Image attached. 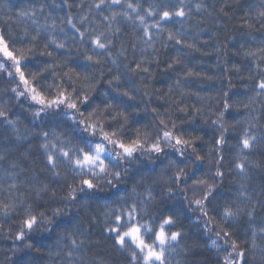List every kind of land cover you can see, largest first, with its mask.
<instances>
[{
    "label": "snow or ice",
    "instance_id": "6c2138e0",
    "mask_svg": "<svg viewBox=\"0 0 264 264\" xmlns=\"http://www.w3.org/2000/svg\"><path fill=\"white\" fill-rule=\"evenodd\" d=\"M29 2V7L16 12L13 21L23 25L21 47L14 46L15 34L0 30V73L19 80L9 99L14 97L17 106L31 117L29 127L21 132L19 118L13 119L0 106V123L12 132V137L0 143V231L9 219L19 218L12 255L6 258L10 264H39L37 257L28 256L33 250L46 254L47 264H97L86 258L85 249L99 246L100 238L111 241L126 264H172L171 254L185 237L177 227L178 210L175 206L160 208L153 214L152 209L180 197L182 206L199 213L196 223L203 222V232L215 233V238L208 237V248L218 255L225 253L218 264H250L248 255L254 257L257 250L264 264V175H252L253 170L264 169V159H250L254 154L264 157V131L259 125L264 118V32L258 43H238L233 38L223 48L212 49L218 60L229 48L233 55L243 57L248 62L245 75H240L241 65H229L226 59L224 70L234 71L250 83L244 85L243 92H234L228 77L223 103L210 124L217 134L210 153L215 156V167L197 176L206 159L197 149L196 142L202 137L178 130L176 120L183 123L188 117L185 96L207 100L209 110L210 102L220 96L205 98L185 90L188 78L212 81L216 77L188 67L182 49L209 55L198 42L209 45L216 33L200 41L204 31L200 25L217 12L228 16L232 3L222 0L217 9L215 3L197 0L194 8L200 19L195 27L200 32L190 39L184 29L193 27L190 21L194 15L186 0H150L146 6L142 0H89L86 7L85 0ZM233 2L239 10V26L247 29L249 36L257 26L264 29V0L257 9L243 0ZM73 8L78 12L73 13ZM53 9L64 14L55 15ZM170 24H179L180 29L174 30ZM126 35L131 39H125ZM41 41L42 47H38ZM173 44L178 46L176 54L162 60V51ZM73 52L84 61L82 66L71 65ZM35 56L46 57L40 60L43 67L26 75L28 58ZM157 69L181 77L158 97L167 98L169 107L163 113L152 109L153 119L158 120L154 135L135 127V134L128 136L141 112L135 103L138 92L143 88L144 97L151 100ZM49 76L52 81L47 88L37 83L38 78L48 81ZM104 81L107 87L100 92L97 86ZM177 90L179 98H173ZM233 96L245 99L233 100ZM233 108L247 110V119L233 117L226 126ZM258 108L260 115L256 114ZM204 110L202 103L190 118L203 117ZM241 123L245 127L238 134L235 158L227 168V178L236 186L225 193L224 147L229 128L235 131ZM162 157L167 158V165L154 180L162 185L157 200L151 186L144 192L137 189L147 178L140 174L144 161L155 166ZM256 179L258 186L248 183ZM241 224L246 225L243 235L238 228ZM97 228L99 237L94 239ZM33 236L47 243L37 246ZM180 251L187 255L184 249ZM18 252L22 255L14 259Z\"/></svg>",
    "mask_w": 264,
    "mask_h": 264
},
{
    "label": "trees",
    "instance_id": "16d2710c",
    "mask_svg": "<svg viewBox=\"0 0 264 264\" xmlns=\"http://www.w3.org/2000/svg\"><path fill=\"white\" fill-rule=\"evenodd\" d=\"M52 2L53 0H48L49 4H51ZM88 2L89 0H85V7L87 6ZM148 2H150V0H142V3H144L145 6ZM186 2H188L189 5L192 6L194 15V19L190 21L193 27L191 29H184V31L186 32V38L191 39L196 37L197 32H200V28L204 29V31L200 33V41L209 40V37L212 36V33H216V36L211 39L209 45L198 42V46L201 49L208 51L210 53L209 55H202L200 52H191L188 49H182V52L186 53L183 59L187 63L188 67L193 68L194 71L206 72L207 74L216 77V79L212 81H201L196 77L188 78L185 90L193 93H198L199 96L205 98L209 96L215 97L218 93L220 96L219 100L213 99L210 102L211 110H209V102L207 100L202 102L197 99L196 95L185 96L183 99L189 109L188 117L184 118L183 123L179 119L176 120L178 130L182 128L185 130V133L187 135L202 137V139L196 142L198 151L201 155H204L206 157L203 165L197 173V176H201L207 173L209 168L215 167V156L214 154L210 153L213 148L215 135L217 134L214 132V129L210 127V124L211 119L216 118L217 108L223 103V90L229 87L228 77H231L232 85H234V88H232L231 91L234 92H243L244 85L250 83L248 80L239 79L237 77V73H235L234 71L225 73L224 70L226 59L229 65H231L232 63L241 65L242 70L240 75H245V69L248 67V62L244 60L243 57L233 55L234 50L232 48H229L226 55L223 51L221 52L220 59L218 60L217 55L214 51H212V49L216 46H220L221 48H223V46L226 43L230 42L233 38H235V41H237L238 43L244 42L245 44H252L254 41L258 43V38L261 36L262 32H264V29H260L259 26H257V30L253 31L249 36L248 30L243 29L239 26V10L237 9L236 3H234L233 0H229V2L232 3V8L229 10L228 16L217 12L214 17L208 19L204 24L200 25V28H196L195 25L200 19L199 14L195 13L194 8V4L197 2V0H186ZM221 2L222 0H204V3L207 5L215 3L217 9L219 8ZM243 2L251 6L253 9H257L261 5V0H243ZM29 6V0H0V30H3L6 35L9 32L15 34L16 39L13 42L15 47L22 46V42L19 37L20 35H22L23 28V25L19 24L18 21L16 23H13V21L16 20L15 14L22 7ZM72 12L77 13L78 10L73 8ZM53 13L55 15L64 14L59 9H53ZM204 15L206 16L207 14L205 13ZM10 17L11 19H9ZM40 22L43 23V17L40 18ZM169 26L173 27L174 30L180 29L179 24H170ZM126 31L130 30L126 29ZM125 39H131V37L126 35ZM23 45H27V41H24ZM38 47H42V41L40 42ZM177 47L178 46L173 44L169 49H167V51H162L161 59H170L171 56L176 54L175 50ZM41 59H46V57L41 58L39 56H35L28 58V68L26 70V75H30L31 72L37 71L38 69L43 67V65L40 63ZM0 60H3L2 54H0ZM6 63H9L10 66V62ZM70 63L72 66H82L84 64V61L82 60V58L77 57L73 52V55L70 58ZM153 67H155V65H153ZM78 70L82 71L83 69L82 67H78ZM92 70L93 69L89 68L87 71L92 72ZM13 75H15L14 70ZM45 75L48 74L45 73ZM95 75L99 77L100 74L97 71ZM107 75V70H105V76ZM178 78L181 77L178 76L176 72H163L157 69L155 78L151 82L152 96L150 101L144 97L143 88H140L138 92V98L135 103L139 105L141 112L139 116L134 118V125L133 128L129 129V131L127 132L128 136H132L135 134V127L141 128L142 131L144 129H147L150 134H155L157 130L156 124L158 123V120L153 119L154 113L152 109L155 108L158 110V112L163 113L165 109L169 107L168 103L166 102L167 98L160 99L158 97L164 93H167L168 86L170 84L175 86V80ZM51 81V76L48 77V81H44L39 78L37 79V83L43 85L45 88H47L48 84L51 83ZM17 84H19L18 78L15 80H10L6 72L0 73V106L6 108L11 113L13 119L19 118L18 127L20 131L23 132L26 128L29 127L28 122L31 117L30 114L25 112L22 107L17 106L14 97L11 100L9 99L10 97H12L11 88L16 86ZM137 84L139 85L138 80ZM97 87L100 92H103L107 87L106 81L101 82ZM20 89H23V85H20ZM173 98H179L178 90L176 91ZM97 99H100V97L97 96ZM237 99H245V97L241 96L237 98L236 96H233V100ZM202 103L205 109L203 117L197 115L195 119H191L190 117L195 111V108L201 107ZM256 114L260 115L259 108ZM175 115H178L182 118L184 117L183 113H175ZM233 117L244 121L245 119H247V110L240 109L239 111H237V109L235 108L231 109L230 115L226 122V126H228V124L232 122ZM205 118L210 119H207V122H205ZM259 125L261 126L260 130L264 131V118L260 119ZM243 127H245V125L241 123L240 125H237L235 131L229 128L228 143L224 147L226 179L224 180L222 191H224L225 193H230L231 189L236 186L232 179L227 178V168L228 163L235 158V144L237 142L238 134L243 129ZM10 137H12L11 130L7 129L6 125L0 123V143H2L5 138ZM250 159L261 160L264 159V157L254 154L250 157ZM209 160L212 161L211 164L209 163ZM166 165L167 158L163 157L161 158V161L158 162L155 166H153L150 161L145 160L142 172L140 174L144 175L147 178L145 179L144 183L137 189V191L144 192L145 189L151 186L153 195L157 197V200H160L162 185L159 183H154V180L160 174L161 170L166 167ZM189 174H191V165L189 166ZM252 175L255 177L264 175V169H261L260 171L253 170ZM137 179H139V176H137ZM248 183L256 187L259 185L260 181L259 179H256L253 181H249ZM130 187L131 184L129 185V188ZM189 195L191 196V192L189 193ZM182 199L183 197H180L176 201H168L166 204H157L152 209L153 214L158 213L160 208L167 209L175 206V208L178 210L180 223L177 225V227L179 228V230L185 233V237L180 241V248L177 249V252L171 254L172 264H218L220 257L225 255V253H220L218 255L215 249L209 250L208 248V245L210 244L208 237L211 236L212 238H215V233L203 232V222H201L200 224L196 223V218L199 216V213H193L189 211L186 204L182 206ZM215 203L216 202L213 201L212 207H215ZM102 205L103 202H101V206ZM18 228L19 218L9 219L8 222L3 225V230L0 231V264H10V262L6 258L12 255L11 249L13 247L15 233ZM238 228L241 232V235H243V231L246 228V225H238ZM97 237H99L98 228L95 230L93 238L95 239ZM32 240L37 242V246L47 243L44 238H41L39 236H33ZM258 244H260L259 241ZM180 249H184L187 252V255H185L184 252H181ZM85 251H87L86 258L89 260L94 259L95 261H97V264H99V261L101 260H103L105 264H126L124 256L112 247L111 241H105L102 238H100L99 246L86 247ZM21 255L22 253L20 252L16 253L14 259L19 258ZM28 256L37 257L39 259V264H47L48 262V257L46 254H40L35 252L34 250L28 252ZM248 259L250 261V264H261V253L259 252V250H257L255 256L253 257L249 254Z\"/></svg>",
    "mask_w": 264,
    "mask_h": 264
}]
</instances>
